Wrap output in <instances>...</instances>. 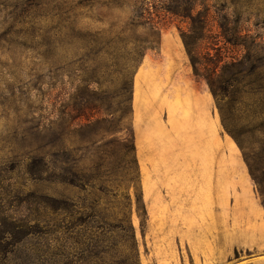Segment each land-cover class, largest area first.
I'll list each match as a JSON object with an SVG mask.
<instances>
[{
	"label": "rangeland",
	"instance_id": "374dc122",
	"mask_svg": "<svg viewBox=\"0 0 264 264\" xmlns=\"http://www.w3.org/2000/svg\"><path fill=\"white\" fill-rule=\"evenodd\" d=\"M142 1L0 0V184L17 188L15 207L21 212L34 192H64L82 200L89 187L69 168L84 161L85 141L95 150L104 148L115 166L125 162L132 169L134 145L147 210L142 231L132 185L140 264H264L263 198L234 138L245 141L251 157L264 156L261 101L244 83L224 98L228 131L184 47L180 31L188 30V20L163 12L172 0H145L153 12H162L157 48L143 51L151 30L135 21L134 5ZM202 1L229 13L249 36L248 50L228 47L211 34L202 53H225L230 59L251 53L254 65L263 69L264 0ZM210 29L219 30L215 23ZM43 45L50 46L47 59L38 57ZM84 54L102 71L90 89L103 92L94 100L103 108L92 113L94 127H84L85 117L70 127L59 110L65 102L75 103L69 98L77 90L81 99L76 60ZM61 133L65 150L57 151ZM43 156L58 179L44 171ZM90 185L99 193V185ZM40 236L32 234L0 253V264H52L53 249L41 248ZM74 247L69 259L78 262ZM41 250L46 262L40 261Z\"/></svg>",
	"mask_w": 264,
	"mask_h": 264
},
{
	"label": "trees",
	"instance_id": "16d2710c",
	"mask_svg": "<svg viewBox=\"0 0 264 264\" xmlns=\"http://www.w3.org/2000/svg\"><path fill=\"white\" fill-rule=\"evenodd\" d=\"M134 6L137 9L134 14L135 21L148 26L151 30L150 36L145 40L143 51L157 48V25L162 10L165 14L188 20V30L180 31L184 47L194 74L205 79L214 95L222 123L228 131V117L221 102L227 96L231 94L233 96L234 92H238L242 83L261 101V115L264 116V68L254 65L252 54L245 53L241 59H230L225 53H215L213 56L211 53H202L203 44L211 34L221 38L226 46L248 49L246 42L249 36L246 27L239 23L233 24L229 20V13H223L214 5L206 4L202 0L201 3H198V0H172L167 7H161L162 10L155 9V12L145 0ZM213 23L217 24L219 29L216 33H211ZM46 34L47 31L43 36H49ZM43 48L44 52L38 53V57L47 59L50 46L43 45ZM93 60L94 58L87 54L76 60L79 63L76 70L80 72L83 85L79 89L84 95L81 93V99L78 100L77 90L69 98L76 100L75 103L70 105L65 102V106H61L63 108L59 110L61 118L69 121L70 127L73 122L83 117L86 121L84 127H89L93 123L92 113L103 108L100 103L98 105L94 103L95 98H100L103 92L90 89L92 84H99L102 76L99 64L92 65ZM99 122L101 120L98 119L96 123ZM60 136L61 143L54 146L58 148L57 151H64V133L59 135V139ZM234 138L243 152L250 175L264 204V156L257 159L251 157L245 141L235 135ZM85 142L88 153L84 156V161L81 163L77 160L69 168L71 172L74 170L73 175L81 177L89 187L87 190L89 194L82 200H75L64 192H58L56 195L34 192L37 194L33 195V201L21 204L23 207L20 208L25 209L21 212L15 207L17 200L20 199V192L11 183L0 184V253L11 251L12 247L23 243L26 237L40 233L38 243L41 248L53 249L52 264H109V261L114 259H119L120 264H140L136 229L132 222L134 201L129 192L132 185L136 194L135 211L140 218L142 231L146 223L147 210L138 185L134 145L131 146L130 152L135 164V169H132L125 162L115 166L104 148L101 151L95 150L92 143L88 146L87 141ZM124 155L129 156V153L125 152ZM42 160L44 171L58 179L56 173L51 170L46 156H43ZM57 169L59 168L56 165L54 171ZM63 177L64 175H60V178ZM92 182L101 187L98 189L99 193L90 185ZM13 192L16 194L12 195ZM72 233H79L81 237L72 239L70 237ZM71 245L79 251L78 262L69 259L68 251L72 248ZM46 256V251L41 250L40 261L46 262Z\"/></svg>",
	"mask_w": 264,
	"mask_h": 264
}]
</instances>
